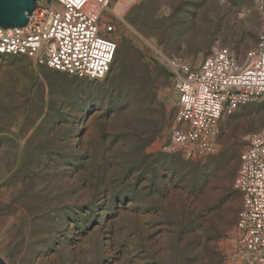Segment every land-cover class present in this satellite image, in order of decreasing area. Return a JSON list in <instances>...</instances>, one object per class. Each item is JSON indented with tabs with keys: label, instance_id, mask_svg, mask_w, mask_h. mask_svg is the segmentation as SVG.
<instances>
[{
	"label": "rangeland",
	"instance_id": "374dc122",
	"mask_svg": "<svg viewBox=\"0 0 264 264\" xmlns=\"http://www.w3.org/2000/svg\"><path fill=\"white\" fill-rule=\"evenodd\" d=\"M104 18L116 51L102 79L0 55V257L242 264L234 179L264 102L224 115L214 152H169L177 93L153 48L193 67L215 45L240 58L260 28L253 0H110Z\"/></svg>",
	"mask_w": 264,
	"mask_h": 264
},
{
	"label": "built area",
	"instance_id": "2783aa9c",
	"mask_svg": "<svg viewBox=\"0 0 264 264\" xmlns=\"http://www.w3.org/2000/svg\"><path fill=\"white\" fill-rule=\"evenodd\" d=\"M110 0H39L24 26L0 27V55L24 56L35 64L78 77L104 78L116 51L114 26L104 13ZM260 28L253 47L236 58L219 45L196 67L153 48L171 73L177 109L167 151L185 159L215 151L220 119L239 106L264 102V0H253ZM106 34V35H105ZM234 187L241 195L233 257L264 264V126L247 135Z\"/></svg>",
	"mask_w": 264,
	"mask_h": 264
},
{
	"label": "water",
	"instance_id": "95a60500",
	"mask_svg": "<svg viewBox=\"0 0 264 264\" xmlns=\"http://www.w3.org/2000/svg\"><path fill=\"white\" fill-rule=\"evenodd\" d=\"M39 0H0V27L24 26ZM0 264L6 262L0 257Z\"/></svg>",
	"mask_w": 264,
	"mask_h": 264
}]
</instances>
